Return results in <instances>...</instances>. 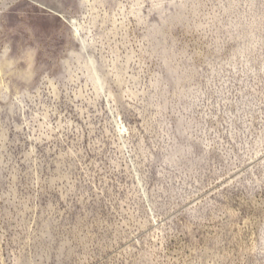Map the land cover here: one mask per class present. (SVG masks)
Instances as JSON below:
<instances>
[{
    "label": "rangeland",
    "instance_id": "374dc122",
    "mask_svg": "<svg viewBox=\"0 0 264 264\" xmlns=\"http://www.w3.org/2000/svg\"><path fill=\"white\" fill-rule=\"evenodd\" d=\"M0 264H264V0H0Z\"/></svg>",
    "mask_w": 264,
    "mask_h": 264
},
{
    "label": "water",
    "instance_id": "95a60500",
    "mask_svg": "<svg viewBox=\"0 0 264 264\" xmlns=\"http://www.w3.org/2000/svg\"><path fill=\"white\" fill-rule=\"evenodd\" d=\"M61 16V15H60ZM62 17V16H61ZM63 18V17H62ZM32 59H33V57L30 55V56H28V62H29V67H28V69H26V70H19V75L22 77V78H24V79H27V78H30L32 75H33V72H32V70H31V65H32ZM11 64H12V66H15V64H16V62H14V61H11Z\"/></svg>",
    "mask_w": 264,
    "mask_h": 264
},
{
    "label": "bare ground",
    "instance_id": "6f19581e",
    "mask_svg": "<svg viewBox=\"0 0 264 264\" xmlns=\"http://www.w3.org/2000/svg\"><path fill=\"white\" fill-rule=\"evenodd\" d=\"M77 34L79 35L80 33H78V31H77Z\"/></svg>",
    "mask_w": 264,
    "mask_h": 264
}]
</instances>
